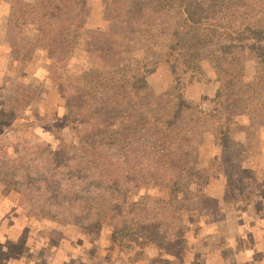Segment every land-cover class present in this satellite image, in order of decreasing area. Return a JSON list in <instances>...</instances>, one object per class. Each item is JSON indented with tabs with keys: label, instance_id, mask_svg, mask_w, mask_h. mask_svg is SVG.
Masks as SVG:
<instances>
[{
	"label": "trees",
	"instance_id": "16d2710c",
	"mask_svg": "<svg viewBox=\"0 0 264 264\" xmlns=\"http://www.w3.org/2000/svg\"><path fill=\"white\" fill-rule=\"evenodd\" d=\"M166 6L176 10L178 21L151 35L148 45L180 72L197 70L200 56L211 61L219 86L209 111L170 90L149 93L143 72L124 63L138 23ZM87 15L86 0L13 1L8 30L34 25L50 60L62 63L81 50L88 65L77 72L55 67L65 124H32L14 113L22 135L8 140L0 130V187L17 194L34 216L77 225L85 234L109 227L112 240L138 235L170 253L185 242L183 206L194 201L200 213H213L217 205L202 189L175 194L181 178L197 184L206 174L195 168L200 135L214 132L221 159L229 163L245 147L229 137L236 124L231 116L264 126V0H109L104 19L110 27L88 31L82 48ZM250 55L256 69L246 80L244 59ZM138 101L142 111L132 108ZM38 126L59 143L30 142L26 134ZM65 127L72 130L69 141ZM146 186L170 194H143Z\"/></svg>",
	"mask_w": 264,
	"mask_h": 264
},
{
	"label": "rangeland",
	"instance_id": "374dc122",
	"mask_svg": "<svg viewBox=\"0 0 264 264\" xmlns=\"http://www.w3.org/2000/svg\"><path fill=\"white\" fill-rule=\"evenodd\" d=\"M13 1L0 0V130L8 140L22 135L17 128L20 120L13 118L14 113L32 124L48 120L65 124L64 100L54 86L55 67L77 72L88 65V55L81 50L62 63L50 60L47 43L34 25L8 30L6 21L12 14ZM108 1L86 0L88 15L79 42L82 48L89 40L88 31L110 27L104 19ZM150 17L136 26L137 33L126 45L124 63L143 72L149 93L158 95L170 90L211 110L219 86L211 61L200 56L197 70L186 73L161 61L148 40L173 27L179 17L167 6ZM256 61L253 55L244 59L246 80L253 78ZM37 93L39 98L30 101ZM142 107L140 101L132 106L136 111H142ZM231 118L236 124L229 137L245 147L235 150L226 163L221 159L216 134L203 132L195 148V168L206 169V174L197 184L192 178H181L175 193L184 197L202 189L217 200L213 213H200L194 201L183 206L179 215L185 238L182 248L168 253L138 235L112 240L109 227L85 234L77 225L32 215L27 206L20 205L17 194L6 195L0 187V264H264V126L255 125L245 115ZM7 123L15 127L8 130L4 127ZM71 133L70 128L63 129L66 141ZM26 137L30 142L40 138L51 147L59 143L40 126ZM140 192L165 198L170 194L154 186Z\"/></svg>",
	"mask_w": 264,
	"mask_h": 264
},
{
	"label": "crops",
	"instance_id": "0c3cea01",
	"mask_svg": "<svg viewBox=\"0 0 264 264\" xmlns=\"http://www.w3.org/2000/svg\"><path fill=\"white\" fill-rule=\"evenodd\" d=\"M219 222V221H218ZM217 222V223H218ZM96 255V254H95ZM88 261H89V259H87ZM92 261H95L96 262V260H95V258L93 257V259H92ZM96 264H98V263H96ZM100 264V263H99Z\"/></svg>",
	"mask_w": 264,
	"mask_h": 264
}]
</instances>
